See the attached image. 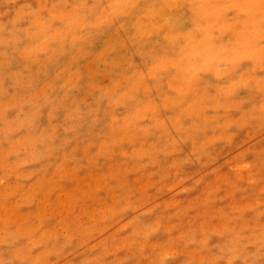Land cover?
I'll return each instance as SVG.
<instances>
[{"label": "rangeland", "instance_id": "rangeland-1", "mask_svg": "<svg viewBox=\"0 0 264 264\" xmlns=\"http://www.w3.org/2000/svg\"><path fill=\"white\" fill-rule=\"evenodd\" d=\"M172 15L184 20L180 28L168 20ZM259 16V0H0V29L7 31L18 17L27 23L30 51L22 60L36 75L20 79V86L31 85L46 103V94L59 90V109L67 98L78 107L76 94L87 81L82 101L91 110L89 101L97 97L92 127L100 124L101 103L110 121L107 132H97L86 146L65 151L73 143L65 140L32 163L23 162L21 145L63 130L51 112L39 135L11 142L0 135V262L144 264L147 253L189 236L200 237L202 253L172 248L160 264L179 256L184 264L196 256L219 261L233 237L258 248L264 237V121L256 115L264 111ZM195 31L223 37L216 57L228 61L231 71L217 87L195 67L186 77L182 67L187 42L202 39ZM9 91L6 81L0 84V122L11 126L8 117L19 101ZM202 117L200 143L190 135L181 152L168 153L150 142L153 126L192 121L199 129ZM188 146L183 160L162 163L161 157L183 154ZM118 192L126 201L135 196L146 203L143 219L131 204L120 206ZM72 227L73 238L65 243ZM160 228L162 233L153 231ZM187 247H193L190 239Z\"/></svg>", "mask_w": 264, "mask_h": 264}, {"label": "clouds", "instance_id": "clouds-1", "mask_svg": "<svg viewBox=\"0 0 264 264\" xmlns=\"http://www.w3.org/2000/svg\"><path fill=\"white\" fill-rule=\"evenodd\" d=\"M246 8L251 9L253 5L251 3H245ZM260 16L258 18L261 26H264V0H259ZM27 23L22 21V18L18 17L16 22L12 24L7 31L0 29V84L7 82V87L10 89L8 96L9 98L15 97L19 101L18 109L12 112L8 121H11V126L7 122H0V135L8 136L9 141H15L19 137L26 136L29 134L39 135L40 128H46V119L50 112L53 116L55 123L61 125L62 129L55 137L51 133H48L42 140H37L34 143L28 142L21 145V150L25 154L22 159L24 163H32L34 159L38 157V154H47L53 144L57 147L65 140L72 141L65 151H68L71 147L79 144L81 147L86 146L97 132H107L105 125L109 124V119L104 115L106 102L99 105V118L100 124L92 127L95 122L97 115V97L93 96L92 100L89 101L91 110L88 105L82 101V97L87 94L88 89L86 87L87 81L82 82L81 91L76 94L78 107L73 106L71 98H67L63 107L58 109L60 100L63 98L62 93L59 90H55L52 93L46 94L51 96L49 103L45 102L43 96L37 94L36 91L32 90L31 85L27 87H21L19 84L20 79L25 82L33 80L36 75V70L30 68L23 63L22 57L30 51L27 46L30 43V37L25 33ZM259 39L262 41L261 49L264 51V32L261 33ZM11 64V67L8 65ZM182 67L186 68V77L193 76V67L198 69L200 73H214L217 70H223L224 72L231 71L228 66V61L221 60L214 56L207 47H202L197 51H189L184 57V63ZM147 76V72L145 71ZM210 79V77H205ZM43 81V77L40 78ZM192 83H196V79H192ZM203 86V85H201ZM123 91V89H121ZM171 95V93H169ZM123 99V98H122ZM223 103V99L220 100ZM259 104V101H256ZM209 108H212V104L209 103ZM39 114L40 120L36 119V115ZM118 116H123L124 111L121 109L116 113ZM216 115H222V113H215ZM207 115H213L212 112H208ZM258 118L264 121V111L256 114ZM162 119H167V114L162 116ZM192 121H185L183 127H173L172 124L161 126L159 129L153 126V132L151 135L150 142L156 143L159 150H167L168 153H179L181 152V145L184 141L189 138L190 135L198 136L197 143L203 141V136L199 133L205 130V122L203 117L198 121L199 129L192 127ZM38 125V127H37ZM82 125V126H81ZM215 125H213L214 127ZM144 127V125H139ZM35 129V131H34ZM89 129H91V135H88ZM211 134L210 128L208 129ZM264 131V128L261 129ZM78 132V134H77ZM241 138L243 136L241 135ZM239 141H237L238 143ZM99 143V141H97ZM191 146L183 148V154L172 155L170 159H164L161 157L162 163L167 166L171 164L172 159L183 160L185 155L190 154ZM56 156L60 153L56 152ZM147 159L140 161L141 164L148 163ZM42 163H48L47 160ZM123 192H118L117 195L121 197V207L131 204L132 208L136 209V214L144 218L145 212L140 211L146 207V203H137L136 197L133 196L130 201L123 199ZM129 215H131V210ZM70 223L72 218H69ZM153 231H159L162 233V228L154 229ZM75 228L72 227L68 230V239L65 243H69L73 238ZM188 239L192 241L193 247H187ZM186 240H182L172 245L170 248H160L155 252H149L146 254L147 258L144 260V264H160V257L166 250H172L176 248H185L186 252L202 253L203 250L199 246L200 237L196 238L188 237ZM166 242V238H165ZM253 241H245L243 237H233L231 243L224 250L223 258L219 261L216 260H203L199 259V256L194 257L190 264H264V237L261 238L258 248H249L248 244ZM17 248L21 247L20 244L15 245ZM11 253V249L7 250ZM206 254V253H205ZM220 255V253H214ZM185 256H179L175 259L169 258L164 261V264H184ZM0 264H9L7 258H5ZM26 264H31V261H26Z\"/></svg>", "mask_w": 264, "mask_h": 264}, {"label": "bare ground", "instance_id": "bare-ground-1", "mask_svg": "<svg viewBox=\"0 0 264 264\" xmlns=\"http://www.w3.org/2000/svg\"><path fill=\"white\" fill-rule=\"evenodd\" d=\"M143 1V0H142ZM144 4L143 2H141V5ZM171 23L172 26L174 28H180V26L183 24V19L180 18V16H170L168 19ZM201 32L195 31V33L193 34L196 37H201L202 39H200L197 43H195L194 45L191 44V42H187V46H188V50H194L197 51L202 47H207L214 56H217L216 52L217 49H220V41L222 40V35L221 34H217L216 32H214L212 34V36L209 37H203L201 34ZM180 41V39H179ZM135 64V63H133ZM235 69V68H234ZM225 74V72L223 70H217L214 73H201V75L203 76L202 80H207V83L211 86V87H217L218 84L220 85V81L222 80L223 75ZM205 77H210V79H206ZM159 128V127H158Z\"/></svg>", "mask_w": 264, "mask_h": 264}]
</instances>
